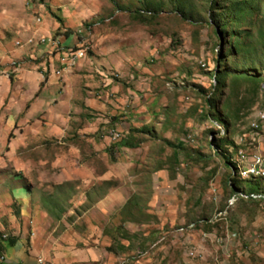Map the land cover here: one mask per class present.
Segmentation results:
<instances>
[{
  "label": "rangeland",
  "instance_id": "rangeland-1",
  "mask_svg": "<svg viewBox=\"0 0 264 264\" xmlns=\"http://www.w3.org/2000/svg\"><path fill=\"white\" fill-rule=\"evenodd\" d=\"M209 1L0 0V86L17 78L2 64L7 54L52 45L35 61L53 57V73L67 72L55 93L77 107L51 138L22 119L8 125L23 108H12L21 87L0 98L3 262L24 264L22 254L41 257L57 242L76 250L97 243L123 258L163 253L165 264H264V177L245 172L243 159L264 156V136L253 133L264 122V0H241L252 14L236 27L233 56L211 18L235 0H219L214 12ZM41 4L53 5L46 20L59 24L50 37L37 33L44 21L33 8ZM218 67L226 87L210 113ZM111 131L135 146L106 149L118 142ZM109 173L119 181L101 179ZM118 184L126 197L103 212ZM252 194L259 198H245Z\"/></svg>",
  "mask_w": 264,
  "mask_h": 264
},
{
  "label": "crops",
  "instance_id": "crops-1",
  "mask_svg": "<svg viewBox=\"0 0 264 264\" xmlns=\"http://www.w3.org/2000/svg\"><path fill=\"white\" fill-rule=\"evenodd\" d=\"M53 4H59L61 0H53ZM47 8H53V5L51 4H41L39 6H34L33 10L35 12L39 13V16L44 21V24L41 25V27L38 29L37 33L40 35H44L45 37H50L49 35L52 34V31L59 28V24L56 22L54 23L51 19L46 20V15H49V10ZM74 25V24H73ZM72 26V25H71ZM70 42V39L68 41H64V44H67ZM52 51L54 50L52 45H49L48 47H45L44 49H41L40 53L36 50L32 51H18L17 53L12 51L10 54H7L5 61L2 63L5 67V71L10 72L11 76L16 75V80L14 82L9 81L8 84L4 82L3 87L0 86V98L3 96L10 97L15 91H18V87H21V90H23L22 100L19 102L17 100L16 94L13 95V103L12 108H17V106H22V109L17 108L16 113H12L10 116L8 125L9 126H15L19 123V120H21L23 125L29 126L31 123H35L37 125V131L48 129V137L51 138H57L59 136L63 129H65L64 126H66L68 123L71 124V121L73 118L72 115L76 114L77 107L75 105V100L72 102V97H65L63 95H57L55 93V89L58 91L61 90V88L64 86L63 82L69 79V76L67 72L63 73L60 77L56 76L53 73L54 67V59L53 57L50 58V63L46 64L45 61H35L37 60V55L39 56L42 54V58L47 53L50 54L49 49ZM39 57L41 60L42 58ZM36 58V59H35ZM21 60L19 67H13L12 62ZM55 60L58 61V56L55 57ZM46 65L48 68H50L51 75L48 79H45V76L42 71L46 68ZM42 67V71H38V68ZM46 70V69H45ZM14 77V76H12ZM42 83L45 84V90L42 95H38L39 91L41 90ZM18 84V85H16ZM17 86V87H16ZM63 90V89H62ZM1 105V101H0ZM72 108L73 112L72 113ZM76 109V112H75ZM259 111V110H258ZM264 111V110H260ZM22 114V115H21ZM257 116V112L254 114L253 119ZM21 124V125H22ZM43 124H47L48 127H44ZM63 126V127H62ZM261 130L253 133L260 134V139H263L264 136V122L260 124V127L258 129ZM51 129V130H50ZM42 134V133H41ZM45 133H43L44 135ZM126 138V137H125ZM123 138V140H125ZM250 137H247V140ZM122 140V141H123ZM251 142H248V144H253V141H256L254 137L250 139ZM247 143V142H246ZM107 148L111 149H118L119 145L121 144V141L110 143H105ZM94 145V144H93ZM96 150H101L102 148L97 147V143L95 142ZM122 145V144H121ZM125 147V146H124ZM94 148V146H93ZM257 154V153H255ZM262 155V154H261ZM263 164H264V156H263ZM104 181H119L117 177L112 176V174H105L104 177L101 178ZM255 179V178H250ZM168 178L164 177L163 181H167ZM123 182L124 179H121ZM160 188V187H159ZM125 187L118 184V186H112L108 189V191L105 193V200L102 201L101 205H99V208L103 210V212H110V210L106 207V204L111 200V203H115L118 198H125L126 194H124L122 191H125ZM131 195L134 192L132 189H129ZM122 201L118 200V203ZM116 210L114 209L112 213H114ZM119 211V210H118ZM37 241V239H36ZM67 243V242H66ZM36 244V243H35ZM68 244V245H67ZM61 244V243H55V245H50L46 250L42 253V256L40 257V252L35 250L36 257L34 254L26 255L22 254L21 257H23V263L24 264H122V262H132V264H165L167 255L163 253H155L153 256H145V257H135L130 256L127 258H123L122 256H116L114 254L109 253L105 250L106 247H98L97 243L95 246L88 245L86 246L85 250H76V245H71L69 243ZM107 245L109 246L110 243L102 244V246ZM53 251V254H52ZM5 259L0 257V264H16L11 262H3ZM132 260V261H131ZM167 264H171L170 261H167Z\"/></svg>",
  "mask_w": 264,
  "mask_h": 264
},
{
  "label": "trees",
  "instance_id": "trees-1",
  "mask_svg": "<svg viewBox=\"0 0 264 264\" xmlns=\"http://www.w3.org/2000/svg\"><path fill=\"white\" fill-rule=\"evenodd\" d=\"M111 1L115 3V0H111ZM218 1L219 0L209 1L212 12H214V9L218 5ZM251 8H252L251 5L246 4V2H243L241 0H235L228 7L224 6L223 10L221 11V13H218L216 18L214 17L211 18V22H214L216 28H218L219 34L223 35L224 40L226 41V46L227 45L229 46L228 50L226 51L227 53H229V56L234 55L235 49L238 52L236 46L237 41H235V39L236 38L238 39L239 36L237 34L238 30L236 27L240 26L243 20H245L250 14H252ZM60 22H62V19H60ZM221 35L219 36L221 37ZM221 63L224 65V62L219 60L218 64L221 65ZM226 76H227L226 71L218 67V69L216 70V74L214 76L215 82L212 83V91L210 93L208 92L207 94V103L210 107V113H213V111L217 110V99L213 97V95L216 91H218L221 95L223 94V91L226 87ZM133 131L136 132L137 130H133ZM122 140L121 143L124 146H129L131 148L135 146V144L131 142L128 143L127 140H123V141ZM169 145H172V143H169ZM216 151L219 152L221 150L217 148ZM229 165H232V163H230ZM258 179H262V178H256L252 180L257 181ZM260 193L264 195V193L262 192Z\"/></svg>",
  "mask_w": 264,
  "mask_h": 264
},
{
  "label": "built area",
  "instance_id": "built-area-1",
  "mask_svg": "<svg viewBox=\"0 0 264 264\" xmlns=\"http://www.w3.org/2000/svg\"><path fill=\"white\" fill-rule=\"evenodd\" d=\"M72 61L73 60L67 62V65H70ZM110 137L113 141H118L122 137V133L118 131H111ZM243 159H245V163H246L245 172L251 170H262V173H264L263 155L254 153L250 155V157H243ZM122 264H132V262H122Z\"/></svg>",
  "mask_w": 264,
  "mask_h": 264
},
{
  "label": "bare ground",
  "instance_id": "bare-ground-1",
  "mask_svg": "<svg viewBox=\"0 0 264 264\" xmlns=\"http://www.w3.org/2000/svg\"><path fill=\"white\" fill-rule=\"evenodd\" d=\"M250 175L255 176V177H264V173H262V170H251L249 171ZM245 198L247 199H258L259 196L258 195H247Z\"/></svg>",
  "mask_w": 264,
  "mask_h": 264
}]
</instances>
